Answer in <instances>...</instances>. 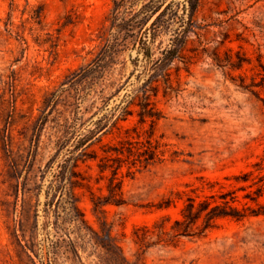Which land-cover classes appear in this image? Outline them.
I'll use <instances>...</instances> for the list:
<instances>
[{"label": "rangeland", "instance_id": "obj_1", "mask_svg": "<svg viewBox=\"0 0 264 264\" xmlns=\"http://www.w3.org/2000/svg\"><path fill=\"white\" fill-rule=\"evenodd\" d=\"M168 1L0 0V264H264V0H201L192 21ZM137 134L163 156L109 193L103 149ZM190 199L215 217L177 226Z\"/></svg>", "mask_w": 264, "mask_h": 264}, {"label": "trees", "instance_id": "obj_2", "mask_svg": "<svg viewBox=\"0 0 264 264\" xmlns=\"http://www.w3.org/2000/svg\"><path fill=\"white\" fill-rule=\"evenodd\" d=\"M174 0H169L168 3L166 4L165 10H171L173 6ZM188 3V8L187 4H184V9L185 12L189 10V20L192 21V18L194 17L195 13L198 11V9L201 7V0H187ZM147 11L145 9H141L138 13H135L129 20L128 22H131L133 27H136L138 29V34L139 36L140 31L142 29V21L148 18V14H146ZM140 15L142 17L139 19ZM118 16H114V20L116 21ZM185 22L184 17H180V27H184L187 24H191V22ZM122 26L120 24L117 25H112L111 29L116 30V34L123 36V38H136L134 35V32H131L130 30H122ZM183 30V29H182ZM185 30V29H184ZM181 33L183 34V31L176 32V36H180ZM115 36V35H114ZM174 42V41H173ZM139 43L141 47H146V53H149V50L147 48L148 45V39L139 38ZM113 45H110L109 40L107 39L105 43L102 45L101 51L99 53V60H103L106 56V54L111 50ZM180 51V46L179 44H171L170 48L168 50L163 51L162 55L163 58L157 60L154 63L153 70L156 71L159 69L160 71L166 66H168L171 61L177 57V53ZM153 76H150V79L148 80V83L151 85L153 82ZM143 98L144 100H148V97L146 95V91H143ZM131 104V103H128ZM149 106V103L146 104V108L142 110L139 113V123L143 124L145 123L147 118H150L151 121L153 122V114H151L150 110H147V107ZM151 109V108H149ZM126 110H124L125 112ZM101 130L100 126H96L94 130H90L89 134L80 141L79 145H77L74 150L69 151V156L67 158H64L58 165L59 171L58 175H56L55 181H52L48 189L54 190L55 191H60L62 192L64 189V180L65 179H71L72 177H77L79 176V173L76 171V168L78 167V161H79V156H86L87 157V152L86 149L90 147L92 144L91 141L93 138H95L96 133H98ZM131 139H126L122 142H120V147L118 148H107L106 150L103 149L104 156L99 158V163L97 164L100 179L104 178L103 173L106 171H110V175L107 178L108 184H107V189L109 193H112L115 191L116 188H120L122 184V177L123 174L121 173V168L123 165L126 166L127 170L126 173H131L132 168L137 169L138 167H144L146 168L150 164L155 163L156 161H160L161 157L163 156V152L159 150L158 143L155 141H151L150 138H144V140H139L140 135L137 134V138H132ZM88 144V145H87ZM85 147L84 150L76 155L77 150L80 148ZM94 153V151H91ZM90 157V156H88ZM92 159H97L98 156L96 153H94L93 157H90ZM86 158H84L83 161H85ZM82 186V185H81ZM194 199H190L188 204H186L184 210L185 214L184 215V221L183 223L176 222V225H181V224H189L196 222V220L200 217V213L202 209L200 208L203 205H206V208H208V212L206 213L207 219H212L213 214L212 212L218 207L216 206H210V203L207 202V200H203L201 203H199L200 207H195ZM72 207L74 209H77L76 204L71 203ZM212 214V215H211ZM185 232V231H184Z\"/></svg>", "mask_w": 264, "mask_h": 264}]
</instances>
